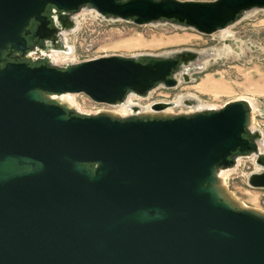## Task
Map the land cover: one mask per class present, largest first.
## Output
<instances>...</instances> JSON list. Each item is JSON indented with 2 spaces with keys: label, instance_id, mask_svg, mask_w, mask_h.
Masks as SVG:
<instances>
[{
  "label": "water",
  "instance_id": "95a60500",
  "mask_svg": "<svg viewBox=\"0 0 264 264\" xmlns=\"http://www.w3.org/2000/svg\"><path fill=\"white\" fill-rule=\"evenodd\" d=\"M49 5L210 34L264 9V0H0V264H264V212L237 204L218 177L237 156L254 154L262 171L247 181L264 187L248 102L169 114L79 113L53 95L117 104L130 92L175 85L194 54L31 65L27 39L46 37ZM31 19L39 22L33 31ZM6 50L22 60L8 61Z\"/></svg>",
  "mask_w": 264,
  "mask_h": 264
},
{
  "label": "rangeland",
  "instance_id": "374dc122",
  "mask_svg": "<svg viewBox=\"0 0 264 264\" xmlns=\"http://www.w3.org/2000/svg\"><path fill=\"white\" fill-rule=\"evenodd\" d=\"M225 28L226 32H223ZM62 29L65 36L60 32L55 42L60 52L69 55H63L62 61L54 64L59 67L111 55L142 59L145 56L165 57L176 52L193 53L175 72V85L159 83L144 95L130 92L124 100L146 107L156 102L181 99L179 104L169 107L178 113L197 106L218 108L228 101L247 97L255 107L249 129L259 131L258 145L264 152V9L245 11L223 29L205 34L173 21L138 25L83 6L69 14L67 25ZM127 42L135 45L128 46ZM44 45L47 53L51 49L49 46H53L49 40ZM39 49L30 60L34 63L37 59L50 61ZM183 72H187L186 78H183ZM73 96L81 109H75L79 113L119 111L121 106L95 102L83 93ZM260 171L262 167L256 164L254 154L242 156L238 167L227 172L225 183L244 206L264 212V187L251 186L247 181L249 174Z\"/></svg>",
  "mask_w": 264,
  "mask_h": 264
},
{
  "label": "flooded vegetation",
  "instance_id": "af4514ba",
  "mask_svg": "<svg viewBox=\"0 0 264 264\" xmlns=\"http://www.w3.org/2000/svg\"><path fill=\"white\" fill-rule=\"evenodd\" d=\"M71 13L72 12H62V11L56 9L52 5L47 6V8L45 9V11L43 12V14L46 16V20L48 21L47 22L48 29L45 32V36L46 37L45 38H38V37H36L34 39H31V40L27 39V48H26L25 53H24L23 56L26 58L27 61H29V63L31 65H34L35 64L34 63L35 61H31L30 58L33 57L34 51L36 49H38V48H40L39 50H40L41 54H43L45 56H48L49 59H52V58L55 59L57 61L56 63H58L59 61H62V60H60V58L63 55L68 54V53H65V52H60L57 49V44L55 42V38L57 37L58 34H60V32H62L63 33V36H65V33H64V31H63L62 28L67 25L68 16ZM58 15H65L67 18L64 19L63 21L62 20H58ZM74 17H76V16H74ZM38 24H39L38 21H36L34 19H31L29 21L28 28L31 31H33L34 29L37 28ZM40 40L43 42V45L42 46H45L44 44L48 40H49V42H52V45L53 46H49V48H51V49H50V51L48 53H47L46 50L44 52L41 51V49H45L46 47L44 48V47H42V46L39 45L38 41H40ZM2 56L6 57V59L8 61H21L22 60V58L19 57V52H15V51H13V52L10 53L9 50H6V51H4L2 53ZM37 60H39V59H37ZM120 109H122L123 113H126L127 112L126 106H123L122 105V106H120Z\"/></svg>",
  "mask_w": 264,
  "mask_h": 264
},
{
  "label": "bare ground",
  "instance_id": "6f19581e",
  "mask_svg": "<svg viewBox=\"0 0 264 264\" xmlns=\"http://www.w3.org/2000/svg\"><path fill=\"white\" fill-rule=\"evenodd\" d=\"M226 29L225 28L223 30V32H226ZM134 43L133 42H127V45L128 46H132ZM135 45V44H134ZM42 52L45 51V49H41ZM50 62L52 64H56V60L55 59H49ZM61 60V58H60ZM69 63V62H67ZM73 94L75 93H62V94H59V95H53V98H55L58 102L64 104L65 106L69 107V108H73V109H78V110H81L79 108V105L77 104V101H75L74 99V96ZM242 99L246 100L250 106V110H251V121H250V125L252 123V120H253V110L255 109L254 105H253V102L251 99L247 98V97H241ZM182 100L179 99L178 101H174V102H168V101H161L164 103L165 107L161 110H155L152 108V104H149L148 106L146 107H139L137 106L136 104H132L130 103L128 100H123L122 102H119L117 104H114V106H126L127 108V112L126 113H123L122 109H120L119 111H116V110H113V111H110L111 113L113 114H119V115H130V114H139V113H147V114H169V113H174L172 110L169 109V107L171 106H174V105H177L181 102ZM258 108V107H257ZM203 109L202 106H197L195 109H189L187 111H180V112H193V111H196V110H201ZM101 110H98L94 113H97V112H100ZM86 113V112H85ZM87 113H91V112H87ZM258 151L259 152H262L261 148L259 147L258 148ZM242 159V156H237L236 159H235V164L232 166V167H228V168H222V169H219L218 170V177H219V182L220 184H222L224 187H226V183H225V178H227V175L229 171H233L235 170L240 161ZM258 168V167H257ZM231 196L232 198L235 200V202L239 205H242V203L235 197L234 194L231 193Z\"/></svg>",
  "mask_w": 264,
  "mask_h": 264
}]
</instances>
